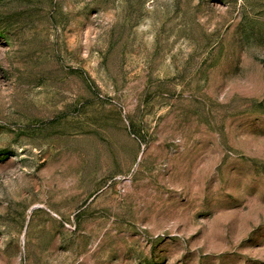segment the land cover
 <instances>
[{
    "label": "rangeland",
    "instance_id": "rangeland-1",
    "mask_svg": "<svg viewBox=\"0 0 264 264\" xmlns=\"http://www.w3.org/2000/svg\"><path fill=\"white\" fill-rule=\"evenodd\" d=\"M0 264H264V0H0Z\"/></svg>",
    "mask_w": 264,
    "mask_h": 264
}]
</instances>
